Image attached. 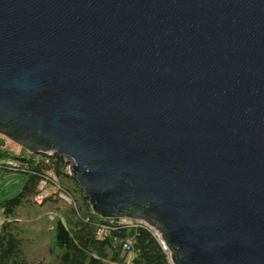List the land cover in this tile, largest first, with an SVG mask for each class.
<instances>
[{
	"label": "water",
	"instance_id": "1",
	"mask_svg": "<svg viewBox=\"0 0 264 264\" xmlns=\"http://www.w3.org/2000/svg\"><path fill=\"white\" fill-rule=\"evenodd\" d=\"M0 133L173 264H264V0H0Z\"/></svg>",
	"mask_w": 264,
	"mask_h": 264
},
{
	"label": "trees",
	"instance_id": "2",
	"mask_svg": "<svg viewBox=\"0 0 264 264\" xmlns=\"http://www.w3.org/2000/svg\"><path fill=\"white\" fill-rule=\"evenodd\" d=\"M7 139L0 133V160L18 161L15 170L26 172L27 178L17 194L0 201L4 215L0 264H173L146 223L104 217L94 211L86 191L71 175L67 157L55 152L16 153L6 145ZM43 178L51 192L39 202L36 197L42 191L39 182ZM48 204L55 205L53 218H32ZM21 208H26L32 223L21 220ZM33 223L40 228H29ZM103 225L107 227L102 233Z\"/></svg>",
	"mask_w": 264,
	"mask_h": 264
},
{
	"label": "rangeland",
	"instance_id": "3",
	"mask_svg": "<svg viewBox=\"0 0 264 264\" xmlns=\"http://www.w3.org/2000/svg\"><path fill=\"white\" fill-rule=\"evenodd\" d=\"M6 145L8 146L9 149H11L12 151L16 153H21V154L27 153V150H25L24 147H22L21 145H19L18 143L14 142L13 140L9 138L6 141ZM1 166L2 165L0 163V201L17 194L20 191L22 185L24 184L27 178V174L24 171L6 170L4 169V167H1ZM53 190L55 189L52 188V192ZM49 191L51 192V189ZM36 198L40 202L42 201L44 197L43 198L36 197ZM64 199H66L69 202H72V200L70 201L66 197H64ZM54 207H55L54 204H48L44 206L43 209L35 211L32 214V218L34 219L36 217H40L41 219L43 218L45 219L48 217L53 218L54 215H56L55 214L56 210H54L55 209ZM21 209H22L20 212L21 220H28L26 222L32 223L31 219H29V216L27 215L26 208H21ZM38 221H39V218H38ZM0 225H1V220H0ZM28 227L32 229L40 228L39 223H35V224L33 223L31 225H28ZM103 232L104 231H102V233Z\"/></svg>",
	"mask_w": 264,
	"mask_h": 264
},
{
	"label": "built area",
	"instance_id": "4",
	"mask_svg": "<svg viewBox=\"0 0 264 264\" xmlns=\"http://www.w3.org/2000/svg\"><path fill=\"white\" fill-rule=\"evenodd\" d=\"M46 153L52 154V153H54V151L51 150V151H48V152H46ZM2 164H5L4 167L8 166L9 168H13V169H18L19 166H20L19 162L16 161V160H13V159H8L5 163H2ZM47 184H48V181H47L46 178H43V179L40 180V182H39V188H40L42 191L40 192V194H38L37 197H39V198H43V197H45L47 194L50 193V191H49L50 188H48ZM61 195L64 196V197H66V198H68V200L71 201V198H70L68 195H66L65 193L62 192ZM2 219H4V215H3V211H2V209L0 208V220H2ZM136 221H138V222H143V221H139V220H136ZM144 223H146V222H144ZM146 224H147V226H149V228L152 230L153 234H154V235L156 236V238L158 239L160 245H161L162 248L165 250V252H166V254H167V257H168L169 260L172 262V253H171L170 247H169V245L167 244V241H166V239L164 238L162 232H161L159 229L153 227L152 225H149L148 223H146ZM106 227H107V225H103L102 227H100V231L104 230ZM125 247H126V248H129V247H130V246H129V243H125Z\"/></svg>",
	"mask_w": 264,
	"mask_h": 264
},
{
	"label": "crops",
	"instance_id": "5",
	"mask_svg": "<svg viewBox=\"0 0 264 264\" xmlns=\"http://www.w3.org/2000/svg\"><path fill=\"white\" fill-rule=\"evenodd\" d=\"M0 163L2 164L3 162H2V160H0ZM1 167H3V166H1ZM4 169H6L5 167H4ZM9 169V168H8ZM10 169H12V170H15V169H13V168H10ZM1 208V207H0ZM2 209V208H1ZM3 221V219L1 220V222Z\"/></svg>",
	"mask_w": 264,
	"mask_h": 264
}]
</instances>
